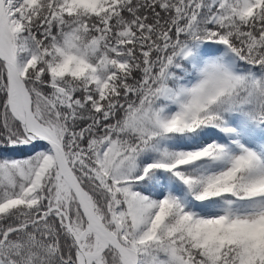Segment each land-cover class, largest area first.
<instances>
[{"label": "snow or ice", "instance_id": "obj_1", "mask_svg": "<svg viewBox=\"0 0 264 264\" xmlns=\"http://www.w3.org/2000/svg\"><path fill=\"white\" fill-rule=\"evenodd\" d=\"M0 264H264V0H0Z\"/></svg>", "mask_w": 264, "mask_h": 264}]
</instances>
